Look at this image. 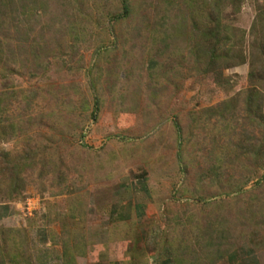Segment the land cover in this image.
Returning <instances> with one entry per match:
<instances>
[{
	"label": "rangeland",
	"instance_id": "374dc122",
	"mask_svg": "<svg viewBox=\"0 0 264 264\" xmlns=\"http://www.w3.org/2000/svg\"><path fill=\"white\" fill-rule=\"evenodd\" d=\"M121 1L26 0L23 15L2 19L8 49L0 57V205L14 211L0 221L6 262L16 251L10 237L24 235L28 264H177L179 255L181 264H229L224 253L242 246L264 264V167L243 157L236 172L217 167L216 132L224 123L203 111L244 94L248 63L223 69L228 82L217 84L194 63L195 6L124 0L128 14L116 22L110 15L121 12ZM254 8L255 0H242L222 20L238 36L244 32L247 56ZM156 30L169 35L166 48ZM231 124L238 138L246 127ZM16 164L23 189L12 200ZM125 171L145 179L148 205L138 222H111V178ZM216 171L223 172L218 179ZM243 176L251 177L246 186L233 183ZM61 177L69 186L63 194ZM250 193L254 204L242 201ZM70 197L84 202L72 218Z\"/></svg>",
	"mask_w": 264,
	"mask_h": 264
},
{
	"label": "trees",
	"instance_id": "16d2710c",
	"mask_svg": "<svg viewBox=\"0 0 264 264\" xmlns=\"http://www.w3.org/2000/svg\"><path fill=\"white\" fill-rule=\"evenodd\" d=\"M123 1L124 0L121 1V12L110 15L111 20L114 18L113 21L120 22L124 19V16L128 14V8L126 5H124ZM241 1L242 0H164L167 5H172V3H174V6H176V2H178V7L181 5L183 7L190 6V8L195 6L196 8V10H193L189 13V16L194 14L195 17H192V19L198 18L199 20L196 23L197 25H195L193 28V34L195 33V36H192V38H194V49L197 52L194 63L203 64L201 69H197L199 74L210 73L216 75V83L220 84L223 81L228 82L227 80L225 81L221 75L223 69L231 66L234 67L243 65L246 63L249 65V88L242 92L244 94H239L236 97H230L218 103V105L215 107L211 106L203 110L204 112L209 113V119L215 118L220 124L224 123L223 128L216 132V166L219 168L222 166L223 168L226 167L228 171L232 172H236L233 165L241 163V161H239L240 157H243L247 163L250 160L249 163L252 164L253 168L260 167L262 169L264 167V114L261 112L260 98H262V94L259 93V91H261L259 89H264V79L259 78V75H257V70H259L257 68H260L262 71H264V0H255V15L248 33L256 37L253 41L254 43H252L254 46H250L251 53L250 55L248 54V56L243 51L244 42H242V40L245 36L244 32H239L241 35L238 36L235 33L238 31H235V29L232 26H229V24L225 25L222 22L224 19V11L229 7H231L234 12L237 11L241 7ZM24 2H26V0H0V32L6 28L5 23L2 22L4 17L11 20L12 22L16 20L18 15L24 14L23 9L21 8L22 6H27L24 5ZM205 11H207V14H204ZM178 26L181 27L182 24L180 23ZM220 30H222V32ZM156 33L161 34V38L157 41H160L161 44H165L166 48L167 45L165 41L169 38V35L157 30ZM25 35L26 33L17 38L24 37ZM235 40H237V42H235ZM7 45L8 42L5 43L4 40H0V57L5 55V51L8 49ZM31 53L34 54L35 57L39 56L34 52ZM225 91H228V89H225ZM2 94L7 95L8 93ZM0 111L2 112L4 110L0 107ZM240 119L242 122H240ZM231 123H235L236 125L240 124L243 125V127H246L241 130L242 133L239 134L238 138H235L234 136L237 135V133H235V129H233L234 125L232 126ZM222 130L227 133H221ZM223 138L227 143H224V145H219ZM254 143L257 145H252ZM244 167L246 168L245 165ZM21 169H23L21 165H12L10 171L11 173L9 175V178L11 179V185L8 199L13 200L21 195V190L23 189L22 186H20ZM222 173L223 172L221 171L218 173L216 171V178L218 179V176ZM229 177L230 176L227 177L228 181ZM244 177L245 176L234 179L233 183H241V185L246 186L249 183L251 177ZM66 181L67 179H65V177H61L57 182L59 186H63L60 189L62 194L64 189H69L68 185H64ZM241 185H237L234 191L237 193L241 192ZM14 194H16V196ZM115 195L116 193L113 194V196ZM248 196V198L243 197L242 199V201L246 204L251 203L250 201L252 199L257 201L254 194L250 193ZM68 202V214L71 216V218L72 216L74 217V215L79 214L77 213L76 209L84 211L83 201L76 200L75 197H70ZM220 202L222 201H217V206L221 205ZM251 206L252 205H250V207ZM108 212L110 217L112 214L110 213V210ZM248 220L252 221V217L249 216ZM59 222L62 223L61 226L64 228V220H60ZM19 232L20 231H18V234H20ZM40 234L41 240L45 242L47 238L46 231L42 230L40 231ZM23 236L24 235H19L17 240L13 237V235L10 237L12 240L11 244H13V246L16 248V251L13 257H11L10 260H7V262L5 259L6 252H3V248L0 247V257L2 258L0 260V264H28L22 256L24 255L23 246H25L23 245L25 243ZM233 251L234 250L224 253V256H226L228 262L238 258V253ZM63 254L66 253L64 252ZM181 254H183V252ZM220 256H222V253H217V258ZM194 261L196 262L197 259H188L185 261V263L194 264ZM176 262H178L177 264H181L184 262V260L179 255V257H176ZM70 263V260L66 261V264Z\"/></svg>",
	"mask_w": 264,
	"mask_h": 264
},
{
	"label": "crops",
	"instance_id": "0c3cea01",
	"mask_svg": "<svg viewBox=\"0 0 264 264\" xmlns=\"http://www.w3.org/2000/svg\"><path fill=\"white\" fill-rule=\"evenodd\" d=\"M115 175L111 180L115 181L117 189L114 191L116 193L114 196L115 201L109 209L112 214L109 221L112 222L114 220L116 222L130 223L134 219L138 222L140 218L144 217L145 207L148 205L147 200L150 197L145 179L141 177L142 181H139L137 178L140 177L131 178L126 171L121 173V175H117V173ZM131 179H134V181L132 182ZM128 183H135L136 187ZM126 192L129 195L124 196ZM10 208L7 205H0V221H4L13 216L14 211ZM233 252L238 253V258L233 259L231 262L229 261V264H261L252 249L248 246H242Z\"/></svg>",
	"mask_w": 264,
	"mask_h": 264
}]
</instances>
